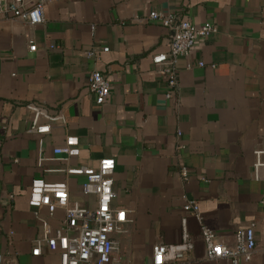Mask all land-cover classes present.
<instances>
[{"label": "crops", "instance_id": "obj_1", "mask_svg": "<svg viewBox=\"0 0 264 264\" xmlns=\"http://www.w3.org/2000/svg\"><path fill=\"white\" fill-rule=\"evenodd\" d=\"M153 10L219 29L179 58L178 97H166L168 83L153 64L171 41L170 31L149 19ZM92 48L94 58L87 54ZM93 70L111 84L103 105L89 89ZM30 103L63 112L66 124L31 132ZM69 134L80 139L70 164L96 168L102 158L116 160L112 203L130 220L117 236L122 264H151L154 244L182 242L184 217L193 242L188 264H227L206 258L200 224L183 208L188 198L226 241L253 225L256 251L240 264H264V167L259 179L254 169V152L264 149V0H46L37 25L0 12L4 264L59 263V252L46 246L32 254L41 234L29 204L33 180L67 181L72 203L95 205L82 191L85 177L67 175V163L55 158L53 149ZM40 215L54 228L66 217L47 207Z\"/></svg>", "mask_w": 264, "mask_h": 264}, {"label": "built area", "instance_id": "obj_2", "mask_svg": "<svg viewBox=\"0 0 264 264\" xmlns=\"http://www.w3.org/2000/svg\"><path fill=\"white\" fill-rule=\"evenodd\" d=\"M46 0H0V12L8 17H20L32 25L44 22ZM149 19L159 22L171 34L169 50L153 55V64L162 72L168 83L169 91L166 97L179 96V67L178 60L188 56L199 39L206 38L219 31L212 22H205L200 26L190 20L177 16L174 12L153 10ZM51 47H55L52 45ZM32 44L30 50H36ZM108 51L109 47H104ZM89 57H96L94 48L87 51ZM204 66L205 62H199ZM215 67V64L212 65ZM192 68V64L188 65ZM89 89L95 95L98 105H103L111 90L107 76L100 70H93L89 76ZM32 111L30 131L37 134H47L52 130L51 122L66 124L63 112L51 113L43 105L28 104ZM45 118L47 121L41 122ZM55 158L67 163L62 169L67 175H81L85 177L82 184L84 195L95 200L94 206H80L72 203L70 187L67 181L48 182L44 179H35L32 182L29 204L34 214L41 222V234L35 240L32 248L34 256L44 252V246L49 251L59 252L58 264H122L118 251L119 233L123 232V225L130 220L127 210L113 206L116 196L114 189V174L116 160L112 157L102 158L95 167L85 165H72L71 160L80 154V139L76 135H67L61 146L53 149ZM254 169L256 178H261L259 170L264 167V149L255 150ZM42 160V159H41ZM182 175L189 176L187 167L182 168ZM264 181V178H262ZM47 207L49 214L53 215L59 208L65 212V221L61 227H52L48 220L40 215V209ZM184 210L193 215L201 227V236L206 248L208 260H224L227 264H240L250 261L256 251L257 234L255 227L249 226L238 229L232 241L224 240L214 229L209 227L195 199H187ZM187 217L182 219L184 229L183 240L177 244L156 243L153 246L151 264H188L186 253L193 248V242L187 231ZM5 263L3 254H0V264Z\"/></svg>", "mask_w": 264, "mask_h": 264}]
</instances>
